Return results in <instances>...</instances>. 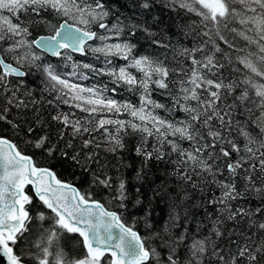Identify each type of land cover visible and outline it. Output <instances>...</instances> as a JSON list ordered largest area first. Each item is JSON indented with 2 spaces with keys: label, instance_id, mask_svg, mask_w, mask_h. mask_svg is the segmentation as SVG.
Here are the masks:
<instances>
[{
  "label": "snow or ice",
  "instance_id": "snow-or-ice-1",
  "mask_svg": "<svg viewBox=\"0 0 264 264\" xmlns=\"http://www.w3.org/2000/svg\"><path fill=\"white\" fill-rule=\"evenodd\" d=\"M0 264H264V0H0Z\"/></svg>",
  "mask_w": 264,
  "mask_h": 264
},
{
  "label": "trees",
  "instance_id": "trees-1",
  "mask_svg": "<svg viewBox=\"0 0 264 264\" xmlns=\"http://www.w3.org/2000/svg\"><path fill=\"white\" fill-rule=\"evenodd\" d=\"M160 14L161 13H160V10L159 9L153 12V15H160ZM163 16H164L165 24L160 25V27H165V25L168 22V13L166 11H164ZM175 39L176 38H173V42H175ZM143 43H144V41H143V39H141V44H143ZM51 59H52L53 62L56 61V58H51ZM77 59H79V57H77ZM117 63H120V62L117 61ZM103 80L106 82L107 81V77H104ZM95 82H96L95 80H91V81H87V82H83V83L92 84V83H95ZM133 99H135V98H133ZM126 155H127L128 159L130 161H134L135 158L131 155V153L126 154ZM61 171H63V170H61ZM63 175H64V178H67L69 180H72L73 179V177L70 176L67 171H63ZM129 175H131V172H129ZM76 182L79 183V179H76Z\"/></svg>",
  "mask_w": 264,
  "mask_h": 264
},
{
  "label": "water",
  "instance_id": "water-1",
  "mask_svg": "<svg viewBox=\"0 0 264 264\" xmlns=\"http://www.w3.org/2000/svg\"><path fill=\"white\" fill-rule=\"evenodd\" d=\"M51 58H55V57H51Z\"/></svg>",
  "mask_w": 264,
  "mask_h": 264
}]
</instances>
